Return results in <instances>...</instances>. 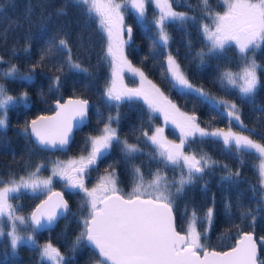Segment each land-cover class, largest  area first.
Masks as SVG:
<instances>
[{
    "label": "snow or ice",
    "instance_id": "6c2138e0",
    "mask_svg": "<svg viewBox=\"0 0 264 264\" xmlns=\"http://www.w3.org/2000/svg\"><path fill=\"white\" fill-rule=\"evenodd\" d=\"M149 2L154 3L158 9V15L151 21L146 17V5ZM173 3L195 11L186 0L183 3L181 0H65L64 6L58 10V16H66L69 8L79 11L81 20L78 26L82 31L78 40L81 48L84 47V33L88 32L94 18L99 29L105 34L106 44L103 55L98 60V63L107 61L111 67V78L101 92L105 103L109 107L115 106L118 110L122 103L142 100L149 111L148 122L152 120L153 114H160L164 125L172 124L179 130V142L169 140L165 136L164 126L146 127L143 121L139 127L133 126V132L140 133L136 140L143 139L146 145L153 148L152 153L148 154L150 162L159 165L155 171L148 169L151 179L146 181L141 166L131 163L137 156L144 155L143 150L138 143H130L126 137L121 138L119 135V112L117 111L115 116L109 113L105 117L97 109V123H102L103 127L98 129V134L86 136L80 155L70 157L66 161L55 160L51 165V174L47 177L40 175L46 168L43 162L38 163L34 171H28L26 176L17 178L14 173H9L7 180L0 177V237H7L13 255L19 246L29 245L38 252L42 262L72 264L73 255L83 246L91 248L93 255L99 257L95 264H264V259L258 256L254 231L242 230L241 224L231 223V229L237 231L238 239L227 251L209 250L206 244L202 243V240L207 239L208 230L216 216L214 196L211 206L203 211V215H199L201 209H189L186 203L183 212L186 228L177 231L174 206L177 197L186 195V188H190L217 166L225 170L222 181L234 184L241 175L239 169L233 172L227 164L214 160L207 152H185V146L196 138L218 142L230 155L243 152L258 154V181L262 193L258 204L259 210L264 212V143L244 134L248 132L264 138V133H258L244 124L241 108L236 102L218 98L204 87L191 83L172 51L165 53L161 75L181 94L195 97L226 118L229 121L227 130H209L201 127L194 113L190 115L182 112L160 87L148 79L141 68L133 66L127 58L125 47L133 44V27L125 24V11L131 10L137 23L147 29L150 54L155 56L160 54L159 49H168L171 39L167 31L168 24L183 27L189 23L194 25L196 22V16L175 10ZM223 4L226 6L223 13L214 12L209 0H198L203 18L211 23L199 25L204 45L193 54L189 41L188 55L194 62L199 61L198 68H204L209 66L210 60H228L225 50L235 46L240 62L238 70L233 71L228 67L221 70L217 65L216 82L224 89L235 90L242 103L251 104L254 111L264 114V105L257 106L255 103L256 94L262 87L258 69L264 70V65L258 64L254 55L249 56L250 52L264 45V0H223ZM12 6L14 7V4ZM6 8V5L0 4V15ZM39 20L41 23L45 21L43 14ZM35 23L33 8L29 6L26 13L14 21L13 25L20 27L27 24L29 27L25 31V39L30 41L31 29ZM39 38L44 39V36ZM70 40L71 32L66 25H61L56 35L44 40L39 59L25 72H21L17 65L5 61L4 57L0 56V64L9 65L6 70L0 69V78L34 84L36 69L44 65L49 58L55 59L58 62L52 65L48 90L53 94L58 93L65 68L91 75L79 56L73 59ZM92 45V36L89 34L86 51H92ZM30 48L31 44L26 43L23 51L28 53ZM125 71L139 78L138 87L130 88L124 84ZM37 87L39 88L38 85ZM36 94L43 103H47L42 88H39ZM54 105V115H39L35 119L25 120L19 129V133L32 139L41 151H66L73 141L74 129L85 125L89 119L90 105L86 99H67L61 102V98H56ZM18 106L29 108L31 93L24 90L12 95L5 85L0 84V130H6L9 126V109ZM233 122L241 131L232 130ZM113 124L117 127H113ZM114 145L119 147L121 160L109 163L105 174L89 187L87 180L90 173L111 153ZM233 148L235 153L232 152ZM121 161L130 166L129 171L133 176L134 186L126 195L121 194V189L117 187L116 165ZM165 168L173 171L179 169V175L169 179L163 171ZM54 179L62 182L64 191L52 190ZM252 191L255 193L256 188L253 187ZM25 192L47 195L31 213L20 215L19 206L10 201ZM65 192L69 195L82 194L80 209L87 210V214L80 215L77 220L81 230L72 242L70 252L73 255L69 256H65L50 239L42 245L38 244L35 235L43 230H51L59 219L66 218L69 214L76 217L77 214L71 212ZM224 207L231 220L232 203L226 201ZM249 216L251 221L248 220ZM239 218L247 223L249 228L254 229L257 217L253 210L241 211ZM205 221L208 228L202 233L198 231L197 224ZM22 228H30L31 232L21 234ZM229 231L230 229H226L225 234ZM259 247L264 248V237L259 238ZM87 264H91V257Z\"/></svg>",
    "mask_w": 264,
    "mask_h": 264
},
{
    "label": "trees",
    "instance_id": "16d2710c",
    "mask_svg": "<svg viewBox=\"0 0 264 264\" xmlns=\"http://www.w3.org/2000/svg\"><path fill=\"white\" fill-rule=\"evenodd\" d=\"M119 1V0H118ZM183 3L184 0H181ZM186 3L192 5L195 11H190L188 7L177 6L173 3V7L177 11L188 12L189 15L196 16L195 24H186L181 27L175 24H168L167 31L171 37L168 49H159V55L150 54V41L146 35L147 29L143 25L137 23L135 15L131 10H126L124 20L126 25L133 27V44L125 47V53L132 64L141 68L145 75L155 83L161 90L180 108L181 111L189 114H195L198 118V123L205 127L212 126H229V121L223 118L216 111H213L207 104L201 103L193 96H185L177 89H174L168 82L165 76L161 75V65L164 61L166 51L170 50L177 56V60L184 68L188 79L197 87H204L206 91L215 95L218 98L236 102L241 108V119L249 128H254L258 133H264V114L254 111L253 106L248 103H242L238 98L236 91L232 89H224L216 82L217 65L220 69L228 67L233 71L239 68V57L235 46L226 48L225 55L228 60L217 61L210 60L209 66L198 68L199 61H193L188 55V42L191 41L192 53L199 50L204 45L202 34L199 32L201 23H211L210 20L203 18L202 8L198 6V0H186ZM0 4L6 5V11L0 15V56H3L5 61L17 65L21 72L34 64L40 56V50L44 46V40L57 34V30L61 25H66L68 31L71 32L70 46L73 49V59L79 56L80 61L85 67L89 68L91 75L70 71L65 68L61 77L62 86L58 93H50L48 77L52 75V65L58 60L49 58L47 62L36 69L35 83L14 81L12 79L0 78V84L5 85L9 94L16 95L21 91L28 90L31 93V106L25 109L23 106H18L8 111L9 126L6 130H0V177L7 180L9 173H14L17 178L21 175H27L28 171H34L38 163L43 162L46 168L40 174L49 175L52 163L57 159H63L67 155H80L81 148L84 145L85 138L88 134H98V129L103 127V124L97 123L96 110L99 109L105 117L109 113L116 115L117 111L120 115V123L118 132L121 138H127L130 143H138V146L143 150L144 155L137 156L131 163L140 165L145 173V180H150L148 169L155 171V163L150 162L149 153H152L153 148L146 145L141 139L136 140L140 133L133 132V126L139 127L141 122L145 123L146 127H152L159 121L156 114L152 115V120L148 122L149 111L147 106L141 101L134 103H122L117 110L115 106L109 107L105 103L101 92L105 83L110 80V65L107 61L98 63L99 58L103 55V48L106 43L105 34L99 29L98 22L93 19L90 23L88 32L84 33V47H80L78 35L82 29L78 26L81 16L77 9L69 8L66 16H58L57 12L61 9L65 0H0ZM14 4V7L12 6ZM43 5V7H41ZM209 5L214 12H222L224 10L223 0H209ZM29 6L33 8V20L36 23L32 26V39L26 41L25 31L28 29L27 24H22L20 27L13 25L14 21L21 18ZM151 2L146 5V17L151 21V16L155 13ZM43 14L45 21L41 23L39 17ZM155 31V29H153ZM91 34L93 41V50L86 51L88 48V35ZM43 35L44 39L39 37ZM26 43L31 44L28 53L23 51ZM178 50V53H177ZM255 56L258 64L264 65V45L250 52L249 56ZM148 59L144 60L143 57ZM8 66L7 63L0 64V69ZM258 75L261 78L262 87L258 90L255 98L257 106L264 105V70L258 69ZM130 82L133 80L128 78ZM42 88L47 98V103H43L37 96V91ZM75 95L85 98L89 101V119L88 122L78 129L74 130V138L66 151H41L30 138H25L19 133V129L23 126L25 120L31 117L48 113L53 109L52 103L56 98L63 99L66 96ZM142 118V119H141ZM231 126L239 128L235 122ZM113 127H117L113 124ZM167 132L170 136H177L176 132L172 131L168 126ZM250 135L264 143V138L261 135ZM186 152H207L214 160H218L221 164H227L228 167L235 172L240 170V178L236 183L222 181L221 177L225 174L222 167H215L211 172L204 175L202 179H198L190 188H186V195L177 197L174 213L176 216L177 229L183 231L186 228V220L183 217L184 206L187 203L189 209L196 207L201 209L199 215H203V211L208 206H211L212 197H215L216 216L212 227L208 230L206 240H202L208 248L224 249L231 246L234 239L238 236L235 229H231V223L241 224L242 230L254 231V236L264 237V212L259 210L258 201L262 198V193L259 190L258 171L256 163L258 155L256 153L243 152L239 155H230L223 149L218 142H213L210 139L200 140L196 138L189 141L185 146ZM235 153V149H232ZM86 153V152H85ZM84 153V154H85ZM114 160H121L119 147L114 145L111 153L98 164V167L90 173L87 180L88 186L92 185L97 179L105 174V169L108 164ZM143 161V164H141ZM129 165H125L122 161L116 165L117 171V187L121 189V194L126 195L131 192L133 184V176L129 171ZM164 173L172 179L173 176L179 175V169L175 171L171 169H163ZM54 187H58L64 191L63 185L54 181ZM255 187V193L252 188ZM44 194L33 195L25 192L18 197H14L11 201L13 205H18V211L22 215H28L32 207L39 201ZM65 198L68 199L71 212L76 213V217L69 214L66 218L59 219L51 230H43L36 233L38 244L42 241L51 240L52 243L59 247L65 256L73 255L70 252L72 242L81 230L80 224L77 222L80 215H86L87 210L80 209L82 194L69 195L65 192ZM231 202L233 207L231 211V220L225 212V202ZM253 210L257 217L254 229L249 228L247 223L242 222L239 218L241 211ZM251 221V217H248ZM208 228L207 222L198 223V231L204 232ZM230 231L225 234V230ZM5 230L7 227L5 226ZM31 232L30 228H22L21 234ZM258 256L264 259V248L259 247L258 241ZM91 257V264L99 259L94 256L91 248L81 246V249L73 255L72 264H87ZM0 264H48L42 262L37 251H34L29 245L19 246L15 255L8 244L7 237H0Z\"/></svg>",
    "mask_w": 264,
    "mask_h": 264
},
{
    "label": "rangeland",
    "instance_id": "374dc122",
    "mask_svg": "<svg viewBox=\"0 0 264 264\" xmlns=\"http://www.w3.org/2000/svg\"><path fill=\"white\" fill-rule=\"evenodd\" d=\"M117 2H119L118 0H117ZM152 4V6H153V8H155V13H154V15L153 16H151V20L153 19V17L154 16H157L158 15V9L156 8V6H155V4L154 3H151ZM226 10V6L224 5V10L221 12V13H223L224 11ZM106 44V43H105ZM125 55H126V53H125ZM128 58V57H127ZM133 66H135V67H138V66H136V65H134V64H132ZM9 66V65H8ZM7 66V67H8ZM7 67L6 68H4L5 70L7 69ZM139 68V67H138ZM110 78H111V67H110ZM128 78H130V79H132L133 81L132 82H130L129 80H128ZM139 83H140V81H139V78L138 77H136V76H133L132 75V73H130V72H127V71H125V73H124V84L125 85H127L128 87H130V88H134V87H138L139 86ZM142 101V100H141ZM143 102V101H142ZM144 103V102H143ZM182 112H184V111H182ZM187 113V112H186ZM189 114V113H188ZM157 116H158V119H159V121L153 126V128L155 127V126H164L165 127V136H167V138L169 139V140H173V141H175V142H179V130L178 129H176L175 128V126L174 125H172V124H168V125H164V121H163V117L160 115V114H156ZM191 115V114H190ZM168 126L170 127V129H172V131H174V132H176V134H177V136H170L169 134H168V132H167V129H168ZM201 127H204V128H208L209 130H211V129H213V128H223V129H225V130H227L228 129V127L229 126H212V127H205V126H202V125H200ZM231 128H232V130L233 131H237V132H239V131H241V129H239V128H236V127H233V126H231ZM245 135H250V133H248V132H245L244 133ZM95 135V134H94ZM252 139H254V140H257L258 142H260L258 139H256V138H254V137H252ZM186 152V151H185ZM86 154V153H85ZM258 155V154H257ZM74 156H78V155H67V156H65L63 159H60V160H68L70 157H74ZM259 163H260V159H259V156H258V161H257V163H256V169H257V171H258V173H259V169H258V165H259ZM50 174H51V172H50ZM49 174V175H50ZM42 177H47L48 175H44V174H40ZM102 175H104V174H102ZM99 179V178H98ZM98 179H97V181H98ZM54 181L55 182H57V183H60V184H62V182H60L59 180H57V179H54L53 180V184H52V188H53V185H54ZM96 181V182H97ZM96 182H94L92 185H90L89 187H92ZM63 185V184H62ZM11 203H12V201H10ZM18 214H20V215H22V213L21 212H19L18 211ZM45 242H47V240H45V241H42L41 242V244L40 245H42V244H44ZM95 264V263H94Z\"/></svg>",
    "mask_w": 264,
    "mask_h": 264
},
{
    "label": "water",
    "instance_id": "95a60500",
    "mask_svg": "<svg viewBox=\"0 0 264 264\" xmlns=\"http://www.w3.org/2000/svg\"><path fill=\"white\" fill-rule=\"evenodd\" d=\"M67 99H85V98H81V97H79V96H75V95H70V96H66V97H64L63 99H61V102H63L64 100H67ZM87 100V99H86ZM52 106H53V109L50 111V112H48V113H41V114H37V115H35V116H33V117H31L29 120H31V119H35L37 116H39V115H47V116H52V115H54L55 114V111H56V109H55V105H54V101H53V103H52ZM75 130V129H74ZM52 190L53 191H62V189H60V188H58V187H54V188H52ZM46 193L43 195V197H41L40 199H39V201L32 207V209L30 210V212L29 213H31V211L32 210H34L35 209V207H36V205L37 204H39L40 202H41V200H43V199H45L46 198ZM28 213V214H29ZM177 231H180V230H178L177 229ZM259 238L260 237H257V243H258V241H259ZM236 239H238V236L234 239V242H233V244L231 245V246H229V247H227V248H224V249H215V248H209V250H216V251H227L228 249H230L232 246H234V244H235V240Z\"/></svg>",
    "mask_w": 264,
    "mask_h": 264
}]
</instances>
